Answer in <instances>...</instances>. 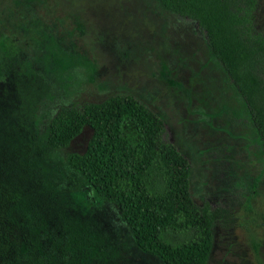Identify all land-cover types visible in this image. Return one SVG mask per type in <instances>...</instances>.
I'll use <instances>...</instances> for the list:
<instances>
[{"label": "trees", "instance_id": "trees-1", "mask_svg": "<svg viewBox=\"0 0 264 264\" xmlns=\"http://www.w3.org/2000/svg\"><path fill=\"white\" fill-rule=\"evenodd\" d=\"M154 1L204 33L264 154L259 0ZM41 4L16 0L19 22L0 27V264H110L101 221L91 224L68 204L84 189L107 205L108 217L121 221L140 252L162 264H208L225 206L193 201L189 161L165 139L163 118L137 97L65 102L56 75L72 44L38 17ZM84 129L91 131L84 152L58 163Z\"/></svg>", "mask_w": 264, "mask_h": 264}, {"label": "rangeland", "instance_id": "rangeland-1", "mask_svg": "<svg viewBox=\"0 0 264 264\" xmlns=\"http://www.w3.org/2000/svg\"><path fill=\"white\" fill-rule=\"evenodd\" d=\"M15 1L0 0L4 30L19 22ZM42 2L38 17L54 22L72 44L73 55L56 75L65 102L98 103L125 93L159 114L165 139L190 163L193 201L227 210L213 229L208 264H264V154L196 23L162 11L154 0ZM254 26L264 33V0ZM90 135L84 129L58 154V163L83 153ZM68 204L91 224L101 221L110 264H162L134 246L121 221L111 222L107 205L88 189L72 194Z\"/></svg>", "mask_w": 264, "mask_h": 264}]
</instances>
